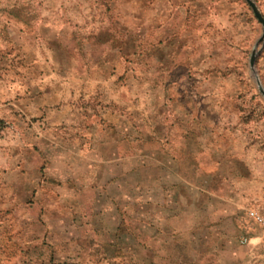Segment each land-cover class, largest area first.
Wrapping results in <instances>:
<instances>
[{
	"label": "rangeland",
	"instance_id": "rangeland-1",
	"mask_svg": "<svg viewBox=\"0 0 264 264\" xmlns=\"http://www.w3.org/2000/svg\"><path fill=\"white\" fill-rule=\"evenodd\" d=\"M252 1L264 19V0ZM260 37L245 0H0V264L71 258L54 255L38 214L73 212L53 203L70 189L57 180L85 161L75 149L102 144V87L153 128L161 102L170 117L220 118L264 164Z\"/></svg>",
	"mask_w": 264,
	"mask_h": 264
},
{
	"label": "crops",
	"instance_id": "crops-1",
	"mask_svg": "<svg viewBox=\"0 0 264 264\" xmlns=\"http://www.w3.org/2000/svg\"><path fill=\"white\" fill-rule=\"evenodd\" d=\"M105 87L101 134L86 133L101 146L75 149L85 161L57 180L70 189L53 203L73 212L38 214L54 255L71 257L55 264H264V228L246 215L264 216V164L220 118L182 108L170 117L161 102L153 128L141 105Z\"/></svg>",
	"mask_w": 264,
	"mask_h": 264
},
{
	"label": "water",
	"instance_id": "water-1",
	"mask_svg": "<svg viewBox=\"0 0 264 264\" xmlns=\"http://www.w3.org/2000/svg\"><path fill=\"white\" fill-rule=\"evenodd\" d=\"M245 1L248 4V6L250 7L253 15L255 16V18L257 19V21L261 25V37L260 38H263L264 37V19L261 16V14L259 13V11L257 10V8H256V6H255V4L253 3L252 0H245ZM252 65H253V54H251L250 59H249V66H250V68H252ZM254 80H255V83H256V87H257L258 92L264 98V90L260 86L259 81H258L256 75H254Z\"/></svg>",
	"mask_w": 264,
	"mask_h": 264
},
{
	"label": "built area",
	"instance_id": "built-area-1",
	"mask_svg": "<svg viewBox=\"0 0 264 264\" xmlns=\"http://www.w3.org/2000/svg\"><path fill=\"white\" fill-rule=\"evenodd\" d=\"M246 215L256 224L264 228V216L253 208L246 209Z\"/></svg>",
	"mask_w": 264,
	"mask_h": 264
}]
</instances>
